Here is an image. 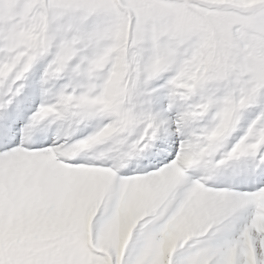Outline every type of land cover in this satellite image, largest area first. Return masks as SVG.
<instances>
[{
  "label": "snow or ice",
  "instance_id": "1",
  "mask_svg": "<svg viewBox=\"0 0 264 264\" xmlns=\"http://www.w3.org/2000/svg\"><path fill=\"white\" fill-rule=\"evenodd\" d=\"M0 264H264V0H0Z\"/></svg>",
  "mask_w": 264,
  "mask_h": 264
}]
</instances>
